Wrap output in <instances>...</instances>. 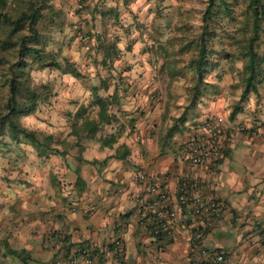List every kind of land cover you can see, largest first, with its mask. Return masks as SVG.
I'll return each instance as SVG.
<instances>
[{
    "label": "crops",
    "instance_id": "1",
    "mask_svg": "<svg viewBox=\"0 0 264 264\" xmlns=\"http://www.w3.org/2000/svg\"><path fill=\"white\" fill-rule=\"evenodd\" d=\"M136 49L132 46L130 57L125 53L123 59L137 70L146 58ZM144 70L121 76L125 86L109 95L125 97L126 106L111 111L90 87L92 74L62 73L51 101L24 122L51 136L52 151L38 157L20 141L8 144L0 157V264H88L79 253L83 249L89 258L99 256L90 264H196L190 242L201 221L187 218L177 203L182 190L193 193L191 182L199 184L200 194L217 196L222 209L234 216L232 228L207 232L204 243L222 251L227 264H251L244 236L260 217L257 211H264V142L235 135L233 145L209 167L189 165L183 155L194 131L217 118L227 130L231 126L219 113L177 123L178 115L158 105L144 108V97L157 92ZM96 98L108 116H123L122 130L113 119L92 134L82 129L85 119L96 121ZM101 127H107L103 135ZM100 140L110 142L101 145ZM138 172L149 183L168 186L172 242L154 240L138 223L147 202L146 184L134 180ZM116 240L120 257L112 253ZM156 249L157 262L152 259Z\"/></svg>",
    "mask_w": 264,
    "mask_h": 264
},
{
    "label": "rangeland",
    "instance_id": "2",
    "mask_svg": "<svg viewBox=\"0 0 264 264\" xmlns=\"http://www.w3.org/2000/svg\"><path fill=\"white\" fill-rule=\"evenodd\" d=\"M201 1L163 0L157 3L156 0H53L54 9L59 12L56 19L59 27L53 30L45 29L46 51L58 62L65 58L80 73L92 74L90 87L94 86L100 93L107 111L126 106L125 97L109 95L113 90L121 91L125 86L126 82L120 81L121 76H126V72H138L145 68L142 74H149L157 92L150 93L155 96L149 94L144 97V108L158 105L159 108H164L165 112L178 115V118L182 114L185 115V120L199 119L206 113L207 116L219 113L217 116L224 118L229 126L239 129L238 132H230L229 145H233L235 135L264 142V82L257 87L256 97L249 95L245 101L240 102L239 76L242 60L239 57L214 59L215 67L205 76L204 81L216 89L205 86L198 102L190 103L188 80L191 74L178 73L187 64L189 55L184 53L178 56V45L173 44L177 42L172 39L178 37L180 28H187V37L196 35L197 11L201 8ZM184 10L188 12L180 15ZM113 39H116L117 52L111 59H106L103 66L102 47L107 46ZM183 43L187 44L184 41ZM132 46L137 47L136 51H140L146 58L145 64L137 70L132 64L126 65V59H123L125 53L126 58L130 57L128 52ZM174 52L176 55H173ZM259 52L264 54L263 44L259 45ZM62 75L61 72L51 69L31 70L30 78L33 84L44 86L47 94L46 103L38 106L36 111L51 101L52 91L60 87ZM91 110L95 111L96 107L93 106ZM234 111L235 116L230 120V114ZM33 114L21 117L22 125L25 126L24 122L30 120ZM215 114L213 115L216 116ZM37 119L39 120H35ZM112 119L118 131L122 130L120 120L124 119L123 116L119 113ZM106 131L107 127H101L99 134L103 135ZM2 140L5 144H12L6 137ZM5 150L6 146H3L0 157ZM200 190L202 188H198V194ZM203 192L204 194L200 195L210 197L219 208L220 214L214 221V227L203 232L204 236L207 232L218 231L222 227L232 228L234 216L222 209L217 196L211 192L206 193L205 190ZM257 212H260V217L251 221V230L244 238L248 239L251 264H264V211ZM208 219L206 212V217L202 216L196 220L206 222Z\"/></svg>",
    "mask_w": 264,
    "mask_h": 264
},
{
    "label": "trees",
    "instance_id": "3",
    "mask_svg": "<svg viewBox=\"0 0 264 264\" xmlns=\"http://www.w3.org/2000/svg\"><path fill=\"white\" fill-rule=\"evenodd\" d=\"M52 1L0 0V150L8 146L2 140L6 137L14 144L21 141L29 145L38 157L51 154V136L28 129L20 118L33 114L47 101L44 86H36L30 78L32 69L77 75V70L67 59L58 62L46 51L45 29L59 27L56 22L59 12L54 9ZM187 12L184 10L180 15ZM197 14L196 35L187 37V28H180L178 37L172 39L177 42L173 44L178 45V56L189 55L187 64L178 73L191 74L188 80L190 103L198 102L205 86L216 89L204 78L214 69L213 60L220 57L242 60L239 101H245L249 95L256 97L257 87L264 82V54L259 52V45H264V0H202ZM186 19L189 21L188 16ZM115 45L116 39H113L102 47L103 66L106 59L116 54ZM95 103L99 105L96 121L85 119L82 123V129L90 134L112 119L102 100L96 98ZM184 116L182 114L176 122L183 123ZM234 116L235 111L231 112L229 119ZM100 142L108 145L110 141Z\"/></svg>",
    "mask_w": 264,
    "mask_h": 264
},
{
    "label": "built area",
    "instance_id": "4",
    "mask_svg": "<svg viewBox=\"0 0 264 264\" xmlns=\"http://www.w3.org/2000/svg\"><path fill=\"white\" fill-rule=\"evenodd\" d=\"M225 127V124L219 118L209 120L201 125L200 129L194 131L185 144L184 160L193 167L206 168L217 158L222 157L229 146L230 132L239 131L237 127H231L230 131ZM134 180L146 184L147 194V202L138 216V223L149 230L150 236L154 240L172 242L174 236L169 225L171 211L167 184L164 182L159 184L149 183L142 172L136 173ZM189 187L193 191L192 194L182 190L177 198V203L183 209L185 216L196 220L202 216L206 217L207 212L209 218L208 221L199 224L191 237L190 246L196 254V264H227L222 251L204 243L203 232L214 227V221L220 216L219 208L210 197H202L197 193L198 188H200L197 182H191ZM112 246V253L120 257L122 254L121 243L116 240L112 242ZM79 253L81 258L88 264L99 260L98 255L89 258L87 249L79 250ZM152 259L155 262L159 261L157 249ZM70 264H72L71 261Z\"/></svg>",
    "mask_w": 264,
    "mask_h": 264
}]
</instances>
